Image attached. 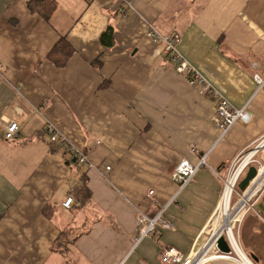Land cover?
<instances>
[{
	"label": "crops",
	"instance_id": "obj_1",
	"mask_svg": "<svg viewBox=\"0 0 264 264\" xmlns=\"http://www.w3.org/2000/svg\"><path fill=\"white\" fill-rule=\"evenodd\" d=\"M40 1L0 0V264H68L52 246L71 229L75 264H164V247L189 254L217 219L232 162L264 137V0H55L47 20L29 5ZM151 27L178 34L191 66L246 109L226 135L214 98L177 71ZM62 38L74 53L57 64ZM9 122L19 140L5 139ZM49 125L87 152L86 165L68 163ZM205 156L179 192L175 166ZM82 184L85 205L74 191ZM164 208L174 227L134 247L139 212L153 218ZM249 216L238 226L246 260L239 251L238 261L216 259L210 243L186 264H264V225Z\"/></svg>",
	"mask_w": 264,
	"mask_h": 264
},
{
	"label": "built area",
	"instance_id": "obj_2",
	"mask_svg": "<svg viewBox=\"0 0 264 264\" xmlns=\"http://www.w3.org/2000/svg\"><path fill=\"white\" fill-rule=\"evenodd\" d=\"M148 35L157 43H160L162 45V52L163 54L170 60L172 64H174L177 67V71L184 76L189 83L192 86H199L200 91L203 95H210L214 98L215 100V108H216V123L219 126V129L222 133V135H226L227 132L238 122L243 120L246 114V109L245 108H237L233 104H231L223 95L215 90L205 79L204 77L199 74L195 68L191 66V64L185 59V57L181 54L179 50V43L181 42V38L178 34H160L157 32L153 27H151L148 31ZM258 86L259 88H262L264 85V80H261L257 78ZM46 133L50 137V141L53 143H64L68 146H72L76 150V154L79 160V164L82 165L86 162H88V157L85 155L81 150L76 148L74 145H72L67 139H65L63 136H61L57 130L53 126H48ZM17 136H19V127L16 122H9L6 126L5 132H4V137L6 140H13ZM259 142L255 148L249 150L251 147L254 146L255 143ZM255 142L253 145H251L248 149L243 150L241 153L237 155V157L234 159L232 162L229 172L226 175L224 179V190L225 187L227 186L229 182V178L233 174H239V180H241L244 175L246 174L247 170L249 169L250 166H255L258 168L259 172L262 170L264 165L257 159V155L261 151V149H264V137L261 138ZM259 164V165H258ZM206 165V156L202 157L200 162L197 165H193L189 160L184 159L180 161L176 167L174 168V171L172 173V179L173 181L177 184L179 192L184 189L194 178L196 175L198 169L201 166ZM257 175V177H258ZM257 177L255 178L257 180ZM251 181L250 185L246 189L245 192L238 193L236 188L234 191V194L231 198V202L234 198L235 195H239L242 197V200L249 195L253 190V186L255 185L256 180ZM238 185V184H237ZM223 190V194H224ZM264 193V181L261 184V188L257 191L254 192L249 200V202L245 205L244 211L237 218V221L234 223L233 222V228L236 227L238 228L239 224L241 223V220L244 218L245 215L247 214H254V216L264 225V211H260L256 209V206L258 202H260L261 197ZM222 194V196H223ZM222 200V197H221ZM220 200V202H221ZM241 200V201H242ZM239 201V202H241ZM219 202V204H220ZM237 203V205L239 204ZM73 203L72 198H67L66 201L64 202V206L66 208H69ZM219 204L217 206V209L219 207ZM236 205V206H237ZM235 206V207H236ZM216 209V211H217ZM234 210V208H233ZM214 212L213 216H215ZM165 214V208L164 210H161L159 214H157L155 217L151 218L147 216L143 212H139L136 220V236L134 237L133 241L135 243V246L139 245L145 238L149 237L150 235L154 234L160 227L163 228H173V222L164 217ZM212 216V217H213ZM211 217V219H212ZM210 219V220H211ZM209 220V221H210ZM208 225V224H207ZM204 230L199 234L198 238L196 239L191 251L189 254L184 255L182 252H180L178 249L174 247H164L162 252H161V262L164 264H186L188 260L194 255V254H200L204 251L202 250H197L196 248L199 244V241L202 237ZM226 235V239L228 240L230 246L232 247L233 253L232 254H224L219 252L217 249L216 241H213L214 234L210 236L208 239V242L206 245L210 242L212 245L211 247L213 248V251L216 252V255H220L216 259H226V260H235L238 261L234 255H238L239 253L237 252L238 249L240 248L239 245V239L237 235L235 234V239L233 243L232 239L229 238V236ZM206 247V246H205ZM209 255V254H208ZM210 256V255H209ZM215 259H209L203 261L201 264H206L210 261H213ZM240 262V261H239ZM242 264L243 261L241 262ZM145 264V263H141ZM199 264V263H198Z\"/></svg>",
	"mask_w": 264,
	"mask_h": 264
},
{
	"label": "trees",
	"instance_id": "obj_3",
	"mask_svg": "<svg viewBox=\"0 0 264 264\" xmlns=\"http://www.w3.org/2000/svg\"><path fill=\"white\" fill-rule=\"evenodd\" d=\"M30 7L33 11L41 15L43 18L46 20L49 19V17L53 14V12L56 9V1L55 0H42L40 2H31ZM109 30H112V28L109 27ZM109 30L107 32H109ZM74 53L73 48L69 44V42L65 39L62 38L55 46L53 50V54L51 56V60L55 61L57 64L65 63L70 56ZM20 139V130H19V136H17L13 140H19ZM54 145L61 146L65 150V157L68 156L67 160L68 163L72 161V163L81 168L82 166L86 165V163L80 165L79 160L76 154V150L72 146H68L64 143H53ZM77 148V147H76ZM85 155H87L86 151L81 150ZM73 159H76L75 162H73ZM255 166H257L255 164ZM74 191L79 197L82 199V205H85L88 200L91 199V193L89 192L88 188L82 184L81 186L75 187ZM73 194V196L75 195ZM72 198V197H70ZM74 198V197H73ZM72 198V200H73ZM235 202V201H234ZM71 208V207H70ZM78 234L73 230H62L53 243L52 249L55 251L61 253L64 258H66L68 264H75V260L72 261L71 251L69 249L70 245H73L75 240L77 239Z\"/></svg>",
	"mask_w": 264,
	"mask_h": 264
},
{
	"label": "bare ground",
	"instance_id": "obj_4",
	"mask_svg": "<svg viewBox=\"0 0 264 264\" xmlns=\"http://www.w3.org/2000/svg\"><path fill=\"white\" fill-rule=\"evenodd\" d=\"M239 174H233L230 178H229V182L227 184V186L225 187L226 190H224V194L222 196V205H221V209L219 210L218 214H217V219L216 222L217 224L219 223V219L220 217H224L225 218V230H223L227 236H229V238L232 239L233 243L234 242V238L232 236L229 235V233H231V228H232V222L234 221L233 219H235L236 217L240 216L243 211H244V207L245 205L249 202L251 196L254 192H257L260 188H261V184L264 181V167L262 168V170L260 171L257 180L255 182V185L253 186V191L247 195L241 202H239V204L234 208V210L231 211V198L234 194L235 191V187L238 183V179H239ZM240 212V213H239ZM232 218V216H234ZM220 234H222L223 232H219ZM219 233L213 232V234L215 235L213 238V241H216V239L219 237ZM232 234V233H231ZM212 235V234H211ZM226 237V235H225ZM226 239V238H225ZM210 242L207 244L209 245ZM239 251V250H238ZM241 257L246 260V258L242 255V253L239 251ZM200 261L199 256L193 260L191 262V264H198V262Z\"/></svg>",
	"mask_w": 264,
	"mask_h": 264
},
{
	"label": "rangeland",
	"instance_id": "obj_5",
	"mask_svg": "<svg viewBox=\"0 0 264 264\" xmlns=\"http://www.w3.org/2000/svg\"><path fill=\"white\" fill-rule=\"evenodd\" d=\"M171 63V62H170ZM51 142V141H50ZM259 144V142H257V143H255L254 144V146L253 147H251L249 150H251V149H253V148H255V146H257ZM257 159H259V161L262 163V165H264V149H261V151L259 152V154L257 155ZM74 160V159H73ZM76 160V159H75ZM86 163H88V162H86ZM259 165V164H258ZM176 167V166H175ZM245 176V175H244ZM244 178V177H243ZM242 178V179H243ZM241 179V180H242ZM241 180H239V182L241 181ZM239 182L237 183V184H239ZM236 190H237V192L238 193H241V191L239 190V188H238V185H236ZM242 200V197H240L239 195H235L234 196V198H233V200H232V202H231V211L233 210V208H235V206L237 205V203L239 202V201H241ZM235 201V202H234ZM70 208V207H69ZM256 209L257 210H260V211H264V193H263V195H262V197H261V200H260V202H258V204H257V206H256ZM252 214V213H251ZM216 216V215H215ZM215 216H213L212 217V219L215 217ZM252 216H254V214H252ZM252 216H249V218H251L250 219V221L251 222H253V220L255 219L254 217H252ZM237 219V217L235 218V219H233V220H236ZM253 219V220H252ZM136 220H137V218H136ZM219 223L217 224V222L215 221H212L211 223H210V225H209V227L205 230V233L202 235V237H201V239H200V241H199V244H198V246H197V248H196V251L197 250H202V249H204L205 248V246H206V243L208 242V239L210 238V236H211V234H213V232H216V233H219V232H217L219 229H221L223 226L225 227V225H224V223H225V218L224 217H220V219H219V221H218ZM215 223V224H214ZM233 223V222H232ZM217 224V225H216ZM213 226H214V228H213ZM215 226H216V228H215ZM223 227V228H224ZM216 229H217V231H216ZM225 229V228H224ZM234 232H235V234L237 235V237H238V228L236 229V227H234ZM231 234V233H230ZM221 235V234H220ZM222 235L225 237V232L223 231V233H222ZM245 236H247L248 237V235H245ZM226 238V237H225ZM134 242V241H133ZM243 244H245V246H251V244H252V241L249 239V238H244L243 239ZM242 244V245H243ZM134 247H138V245L137 246H135V243H134ZM234 255H235V257H236V259H237V256H239V254L238 255H236L235 253H234ZM146 264V263H145Z\"/></svg>",
	"mask_w": 264,
	"mask_h": 264
},
{
	"label": "water",
	"instance_id": "obj_6",
	"mask_svg": "<svg viewBox=\"0 0 264 264\" xmlns=\"http://www.w3.org/2000/svg\"><path fill=\"white\" fill-rule=\"evenodd\" d=\"M73 162H75V159L73 160ZM258 172H259V170L256 166H250L249 167L244 178L238 184V188L241 192L246 191V189L250 185L251 181H253L257 177ZM216 245H217V249L221 253H224V254H232L233 253L232 247L230 246L228 240L225 239V237L222 234L219 235V237L216 239ZM252 258H254L253 255H252Z\"/></svg>",
	"mask_w": 264,
	"mask_h": 264
}]
</instances>
